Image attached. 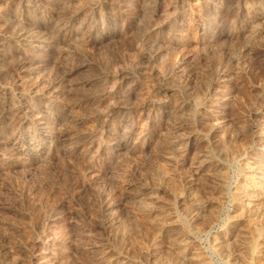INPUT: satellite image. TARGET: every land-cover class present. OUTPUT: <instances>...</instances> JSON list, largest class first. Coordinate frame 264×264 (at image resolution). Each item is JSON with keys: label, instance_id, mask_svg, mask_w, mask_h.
Masks as SVG:
<instances>
[{"label": "rangeland", "instance_id": "1", "mask_svg": "<svg viewBox=\"0 0 264 264\" xmlns=\"http://www.w3.org/2000/svg\"><path fill=\"white\" fill-rule=\"evenodd\" d=\"M0 264H264V0H0Z\"/></svg>", "mask_w": 264, "mask_h": 264}]
</instances>
